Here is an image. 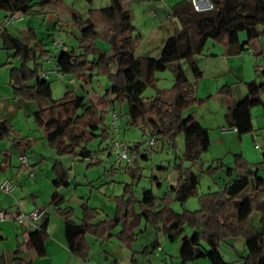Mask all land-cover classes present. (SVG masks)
<instances>
[{"label":"trees","instance_id":"obj_1","mask_svg":"<svg viewBox=\"0 0 264 264\" xmlns=\"http://www.w3.org/2000/svg\"><path fill=\"white\" fill-rule=\"evenodd\" d=\"M85 1L91 3L92 0ZM209 1L213 10L204 13L194 11L189 0L174 5L172 16L180 28L166 39L158 58L135 56L131 15L123 9L121 0H110L105 8L89 10L85 20L73 13L72 26L79 33V52L63 50L55 58L54 70L63 75L66 84L71 78L75 84L80 80L86 82L87 72L92 67L106 72L110 83L107 92L113 99H101L95 105L76 95L73 89H67L60 100H53L50 84L47 79L40 77L41 66L35 62L37 52L41 60L49 55L34 30L29 29L19 36L6 27L0 29V49L11 53L21 63L20 67L10 70L14 96L24 102L36 103L32 119L58 157L73 155L83 160L90 159L91 153L81 146L95 137L93 133L97 130L106 140L108 134L101 128L103 117L98 113H104L115 102L126 104L128 124L141 130L144 136L166 141L172 147L177 135L182 134L184 137V153L180 163L175 164L178 176L176 184L160 199L151 191H144L140 201L134 196L133 185L126 186L124 193L114 198L116 216L113 220L106 219L93 224L98 212L82 204V220L75 223L73 210L62 207L64 199L57 193L52 195L49 206L64 221L66 246L72 255L86 258L89 249L85 237L90 235L97 240L109 239L119 225L117 237L122 244L130 247L138 236L135 231L143 221L156 233L166 236L169 243L181 237L185 226L191 229L190 236L180 239V264L199 259H206L210 264H229L223 259L220 247L237 238L244 240L246 255L240 259L243 264H264L263 233L255 230L249 220L256 212L260 215L261 227H264V179L259 177V169L251 167L241 156H235L234 167L227 169L229 178L231 172L237 173L236 178H231L217 192L201 195L197 211L176 213L171 208L173 202L183 206L194 195L199 184V176L183 168L181 162L195 164L210 147L208 131L192 116L183 117L184 111L196 104L197 99L187 86L182 62H188L192 76L199 79L202 72L197 67L196 58L201 56L208 40L222 44L225 56L235 57L247 52L252 42L264 38V0ZM58 3L59 0H0V12L4 14L1 23L14 14L24 16L35 8L39 10ZM242 32L246 36L244 42L239 41ZM101 35L110 44V54H99L89 62L88 56L98 53L94 40ZM30 60L34 62L33 68L28 67ZM110 66L114 68L113 73L110 72ZM168 69L173 75V87L157 91L152 99H144L143 93L153 86L155 74ZM246 90V96L229 108L224 117L227 128L235 130L239 139L254 133L251 109L258 106L264 108L261 100L264 84L251 82L246 84ZM220 94L229 97V86H224ZM5 140L24 144L20 137L12 136L9 122L0 115V141ZM79 147L81 150L77 152ZM138 149V146L131 147L132 152H138ZM141 158L146 159L147 156ZM135 164L126 166L129 168ZM260 165L264 166V153ZM52 171L54 188L69 185L68 171L60 162H55ZM132 173L135 174L134 171ZM47 216L45 214L42 218L39 230L32 232L29 237L28 243L38 257L45 255L43 243ZM158 248L159 244L155 243L152 251ZM14 264L21 262L16 258Z\"/></svg>","mask_w":264,"mask_h":264},{"label":"rangeland","instance_id":"obj_2","mask_svg":"<svg viewBox=\"0 0 264 264\" xmlns=\"http://www.w3.org/2000/svg\"><path fill=\"white\" fill-rule=\"evenodd\" d=\"M109 1L92 0L91 3H87L85 0H59L56 5L39 10L35 8L28 15H22L19 22L14 25L15 27L9 29L19 36L27 33L29 29H33L38 41L41 42L43 49L49 55V57L41 60L37 52L35 62L41 66L39 69L43 72L54 71L55 58L63 50L79 52V33L72 26L73 13L78 14L85 20L89 16V10L105 8L109 5ZM180 1L184 0H121L123 9L131 15V24L134 28L132 35L135 40L134 54L137 58L159 57L164 41L180 28L178 21L172 16V8ZM3 21L4 14L0 12V25ZM245 40V33H240L239 41L244 42ZM94 46L98 53L89 55V62H92L99 54H110V44L102 35L96 37ZM224 56V46L208 40L201 56L196 58V64L202 72L201 81L197 83L190 72L189 63L182 62L189 82L198 85L197 102L184 111L183 117L191 115L195 121L207 129L210 147L195 164L181 162L183 168H188L199 176V184L196 190L198 195L189 198L183 206L177 202L171 203V208L177 213H182L184 210L197 211L199 209L198 199L201 195L217 192L231 178L235 179L236 172H231V178L227 175V169L234 167L235 156H241L251 167L256 166L259 169V177L264 179V166L260 165L262 161L261 154L255 155L254 153V146H258L264 152V108L258 106L251 109L250 114L254 133L253 135L241 137V139L243 138L242 141L227 128L224 118L227 110L218 102L220 90L224 86H229L233 95L232 99H234L236 105L237 101H240L246 95V84L251 82L258 85L264 84V38L252 42L247 52L231 58L229 69L225 71L223 70ZM20 64V61L17 58L14 59L11 53L0 49V111L5 109L4 105L15 106V110L7 114L5 120L9 122L14 138L20 137L24 147L26 144L32 145V148L27 150V155L31 159L35 177L29 178L28 174H24L23 171L20 173L22 175L20 186H26L24 190L26 195L27 191L31 190L33 194V190L38 188V185L33 187L34 182L41 181V185H43V182L47 180L52 184V176L48 179V174L52 175V168L56 161L60 162L68 171L70 182L67 187L61 189V193L66 198H71L70 202L67 203L75 210L76 216H80L81 213L79 208L81 198L88 201L89 207L97 208L103 211V215L108 214L113 217L114 197L121 196L126 186L133 185L134 196L140 201L144 191H151L155 197L160 199L163 198L164 193L168 191L171 185L176 184L178 176L175 171V164L180 163L184 153L183 135L179 134L175 137L174 147L166 141L155 139L158 147L146 159H142L141 156L145 155V142L152 138L149 135L144 136L141 130L128 124L125 116L126 104L120 105L115 102L110 104V107L104 113H98L99 116L103 117L101 128L106 130L108 137L103 140L101 131L97 130L93 133L95 137L82 144L81 148H85L91 153L90 159L82 160L75 158L73 155L58 157L55 151L44 141L43 131L35 125L32 119L31 115L36 110V103L31 102L28 109V107H22L19 104L20 100L14 96L10 84V70L11 68L20 67ZM28 67H34L32 60L28 62ZM109 69L113 73L114 68L110 66ZM86 77V82L80 80L76 81L74 86H69L66 84V80L61 81L54 76H49L47 81L50 84L52 99L60 100L67 89H73L76 95L84 97L86 102H91L94 105L101 99L109 101L113 99L110 94L105 96L110 86L106 72L97 67H92L87 72ZM172 87L173 75L170 69L158 72L155 74L153 86L145 90L143 98L146 100L152 99L156 96L157 91L170 90ZM13 100L17 102L15 103ZM261 100L264 104V92L261 94ZM110 112L121 115L120 120L117 122L118 140L126 143L129 147L138 146L139 148L138 152H135L137 161L133 167L128 168L126 164L117 166L114 163V156L107 155L106 150L110 148L111 141L115 138L110 128ZM221 127H224L225 130H222ZM11 142L8 140L0 141V151L2 150L1 145L14 144L13 141ZM81 148L79 147L77 152ZM39 155L45 159L42 165L39 164ZM13 157L14 167H17L16 153ZM247 157L249 160H246ZM33 164L35 165L33 166ZM12 184L17 186V182H12ZM42 188L43 186L40 189ZM39 201L42 205H45L44 207H48L47 198L41 196ZM49 211L50 214L53 213L51 209ZM249 220L255 230L263 233L264 240V227H261L260 215L254 212ZM147 232L144 239L148 236L147 234L156 235V232L152 231L150 227H148ZM191 234V229L185 226L181 237L190 236ZM142 236L139 239L140 242ZM181 237L170 244L179 248ZM236 240L235 248L238 252H242V249H245L244 240L242 238ZM220 248L221 252H225L229 247L225 243ZM94 250L92 249V252ZM234 264L243 263L240 261V263L235 262Z\"/></svg>","mask_w":264,"mask_h":264},{"label":"crops","instance_id":"obj_3","mask_svg":"<svg viewBox=\"0 0 264 264\" xmlns=\"http://www.w3.org/2000/svg\"><path fill=\"white\" fill-rule=\"evenodd\" d=\"M10 27H15V26L13 25L6 26L8 30H10L9 29ZM231 58L234 57L224 56L223 59L224 71L229 69ZM201 78L199 79L194 78V80L197 83L201 81ZM187 81H188L187 86L191 90L192 96L196 98L198 85L196 83H190L188 78ZM246 94H247V90H246ZM232 96H233L232 94H230L229 97L221 94L218 96V102L222 105V107H224V109L228 110L229 108L235 106V101L234 99H232ZM14 102L16 103L17 101ZM19 104L22 107L25 108L28 107L29 109L31 102H24L20 100ZM4 107L5 109H1L0 114L4 119H6V115L14 111L15 106L4 105ZM221 129L225 130L224 127H221ZM229 131L232 132L230 129ZM232 133L236 134L235 132ZM241 140L243 141V138ZM8 141L11 142L10 140ZM44 141H46L45 138ZM11 145L8 144L1 145L2 150L0 151V183L5 180L10 181L11 183L17 182V186L13 185L14 191L10 195L0 192V212L6 214L7 216L5 220L2 221L0 220V264H14V260L16 258L20 260L21 264H180L179 248L177 246L171 245L168 242L167 237L164 236L162 233H156V235H153L152 233L147 234L148 236L146 237V239H144V235L148 233L147 232L148 227L150 226L145 224L143 221L141 222L139 228L135 231L136 233H138V236L135 242L132 243L130 247H127L126 245L122 244L119 238L117 237V234L120 231V225H119L114 229L113 236L109 239L97 240L95 237L87 235L85 237V243L89 251L87 252L86 258L76 257L72 255L66 246L64 221L60 216L56 214L53 208L49 206L52 195L54 193H57L64 199L65 204L62 207H70L73 210L74 212L73 221L75 223H80V221L82 220V216H83L82 204H86V206L89 209H94L98 212V215L95 217V219L92 222L93 224H98L99 222L104 221L106 219L113 220L116 216L115 206H113V217L108 214L103 215L104 214L103 211H100L99 209L94 207L93 208L89 207L88 201L81 198V201L79 203L80 204L79 208L81 213L80 216H76L75 210L67 203L70 202L71 198H66L63 195V193H61V189H63L64 187L56 189L47 180L43 182V185H41L42 184L41 181H39L38 183L34 182L33 187L38 185V188L37 189L35 188L33 190L34 191L33 194L31 190L27 191L28 193L26 195L24 192L26 186L24 185L22 187L20 186L22 179V175L20 173L23 171L24 174L27 175V172L20 165L18 158L21 155H25L30 160V164H32L31 159L27 155V150L29 148H32V145L27 144L26 149L24 147V144L14 143ZM14 152L16 153V157H17V164H18L17 167H14V157H13L15 154ZM254 153L255 155L261 154L262 157L264 152H262V150L258 146H254ZM39 157H40L39 164L42 165L45 162V159L41 155H39ZM84 160H88V159H84ZM246 160H249V158L247 157ZM34 165L35 164H33V166ZM51 176L53 181L54 179L53 171H52V175L48 174V179L51 178ZM41 186H43L42 189H40ZM197 195H198L197 191H195L193 196H197ZM41 196L47 198L48 207L53 211L52 214H50L49 209L47 210L48 207L46 208L44 207L45 205H42V203H40L39 200ZM75 198L78 199L77 197ZM35 208L45 209L46 214L48 215L47 225L45 230L46 237L43 243L45 255L43 257H38L35 251L32 249V247H30L28 243L30 234L35 231H27L25 228L19 226L13 220V215L15 213L17 212L28 213L34 210ZM41 221L42 219L38 223L39 227L41 225ZM150 229L153 231L151 227ZM141 235L143 236L140 242L139 239ZM236 241H237L236 239L230 240L227 243L229 248L226 249L225 252H220L223 259L229 264H234L235 262L240 263V259L245 257L246 255L244 248L242 249V252H238L236 250L235 248ZM155 243L159 244V248L152 251L153 244ZM92 249H95L94 252H92ZM188 264H210V263L206 259H199Z\"/></svg>","mask_w":264,"mask_h":264},{"label":"built area","instance_id":"obj_4","mask_svg":"<svg viewBox=\"0 0 264 264\" xmlns=\"http://www.w3.org/2000/svg\"><path fill=\"white\" fill-rule=\"evenodd\" d=\"M194 11L198 13L210 12L213 10V5L209 0H189ZM21 14H14L9 19H7L1 26L0 29H4L8 25H15L22 18ZM40 77L43 79H48L49 76H54L56 79L64 81L65 78L56 70L41 72ZM67 83L71 86L75 85L74 79H68ZM109 94L105 93V96ZM111 124L110 128L115 135V138L111 141L110 148H107V155H113L115 158V165H131L137 161V155L132 152L131 147L126 143L118 140L119 129L117 128V122L120 120L121 115L115 112H110ZM235 132V130H231ZM158 147V143L155 139H151L145 142V155H151L153 150ZM20 165L26 170L28 177L33 178L34 173L30 164V160L25 155H21L18 158ZM14 191L13 184L5 180L0 183V192L10 195ZM46 210L42 208H35L29 213L17 212L13 215V220L19 225L25 228L27 231H37L39 230V222L45 216ZM7 218L6 214L0 212V220H5Z\"/></svg>","mask_w":264,"mask_h":264}]
</instances>
